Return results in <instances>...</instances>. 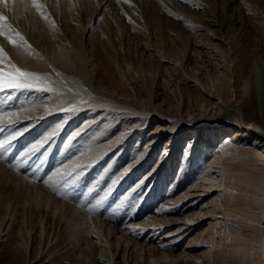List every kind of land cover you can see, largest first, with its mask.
I'll use <instances>...</instances> for the list:
<instances>
[{"label":"rangeland","instance_id":"374dc122","mask_svg":"<svg viewBox=\"0 0 264 264\" xmlns=\"http://www.w3.org/2000/svg\"><path fill=\"white\" fill-rule=\"evenodd\" d=\"M40 2L55 25L49 33L57 40H42L45 31L40 15L25 5L27 0L9 4L1 16L11 26V35L24 37L31 63L38 60L43 69L49 67L53 53L59 55L55 44L70 51L72 58L85 55L87 74L112 107H104L96 116L89 113L90 117L81 112L74 121L70 116L79 113L77 109L48 116L35 107L39 101L42 107L52 103L47 92H0V111L17 110L27 102L36 109L34 120L15 118L13 127L0 132L2 139L26 129L0 154V264H31L33 258L36 264H109L114 253L110 243L123 223L134 224L124 232L131 242L147 235L163 252L185 255L186 264L192 255L204 257L206 264H246L227 248L235 241L219 233L213 238V230L191 241L173 224L175 217L218 209L204 207L216 194L205 197V190L190 188L200 185L209 173L213 154H218L223 140L235 138L247 122L264 126L260 107L264 108V0H113L114 6L107 3L98 10L94 0ZM0 47L23 70L11 56L9 45L0 41ZM65 87L64 83L62 91ZM45 99L49 102L44 104ZM151 106L161 107L164 117L147 120V127L137 130L129 142L125 136L119 137L125 141L116 139L113 133H131L129 127L144 121L137 112L149 111ZM179 106L199 121L170 159L172 153L166 158L167 141L159 139L153 144L160 133L154 130L173 121ZM236 109L243 118L237 117ZM217 120L221 127L215 125ZM57 126V135L44 148L21 161L28 147ZM238 138L233 140L244 150H257L254 135ZM111 139L123 143L116 147ZM108 143L111 148L105 150ZM94 148L99 159L90 161ZM73 161L89 165L86 175L57 190L63 176L58 170ZM113 179L117 181L111 185L113 192L97 205ZM43 180L49 183L38 182ZM28 184L31 190L26 189ZM6 185L15 194L19 186L17 204L3 200L1 189ZM193 193L202 197H188ZM2 223H10L6 235ZM210 247L213 253L205 257ZM140 254L135 252V257ZM172 260L168 264L177 263Z\"/></svg>","mask_w":264,"mask_h":264},{"label":"bare ground","instance_id":"6f19581e","mask_svg":"<svg viewBox=\"0 0 264 264\" xmlns=\"http://www.w3.org/2000/svg\"><path fill=\"white\" fill-rule=\"evenodd\" d=\"M94 1L97 3L96 10H98L99 8L103 9L107 3L111 4V2H113V0H94ZM8 5L9 4H6V5L0 4V7L6 8ZM109 6L107 7L109 9L110 8L112 9V7H109ZM39 17H40L39 22L42 25V29H44L45 31L43 32L44 34L42 33V40H45L46 43H50L49 40H53V41L57 40V38L53 37V35L49 33L48 29H52V26H51L52 23L49 21L50 19L46 21L41 16ZM2 26L4 27L5 31L8 30L7 24L3 22L0 16V27ZM0 41H3L9 45L11 56L15 59V61L24 71H30V72L39 74L41 76L47 75L49 77V80L63 82L67 84L68 87L73 88L74 92L76 93L75 96H73L70 93H67L66 91L67 87H65V89L63 90L64 95L62 98H58V96L48 93V97H51V99L53 100H52V103L46 104L45 106H47L50 110L56 109V111H49L46 113V115L49 116L51 114H54L55 116V114L59 111V109L71 103H74L76 101H81V103H79L77 110H76L77 112L78 111L80 112L79 113L75 112L73 116L72 115L70 116V118H73V120L75 121L78 119V118L75 119V116L81 115V112L82 114H85V117H90L89 115L92 113H93V116H96V113L101 114V111L104 107L111 106L110 100L105 99L104 97L100 96L101 93L98 91V89H96L94 82L90 79L89 74H87L88 71L85 70L84 66L85 64L88 66L89 62L86 63L85 61L86 59L84 60L85 55L84 56L81 55L82 57H80L79 55H75L71 51L74 54V57L72 58L70 56V51H68L67 49H64L62 46H59L58 44H55L53 48H55V51H57L59 55L53 53L52 55L53 59L51 60L52 62L48 63L49 67H46V69H43L45 68V66H43L42 64H39L38 60H34L35 63L33 62V64L31 63L30 54H29L30 51L28 50V45L25 44L23 47L20 44L18 39H16V43H17L16 47H13L12 45H10L4 37H0ZM81 51L82 50L79 49L80 54L82 53ZM5 66L7 67V64H5ZM73 74L76 77L73 76ZM58 84H57V87H58ZM99 90L101 89L99 88ZM257 90H259L258 87H257ZM24 91L26 90L17 91L16 94L18 95V93H22ZM31 91L36 92V90H31ZM39 93L41 92L39 91ZM219 95H221V93ZM21 98L25 99L24 97H21ZM259 100L261 101L262 99H259ZM252 101L250 100V102ZM20 102H22V99L20 100ZM41 102L44 103V102H49V101L45 99ZM31 105L32 104L28 102L25 104H22V106L19 105L18 109L25 108V109H30V110L20 112L18 119H22V118L29 119V121L35 119L36 115L34 114V111L36 109L33 110L32 108L34 107L35 104L32 106ZM40 105L41 104L39 101V103H36L35 107L40 108V110H43L44 112L45 106L42 107ZM111 107H109L108 109L112 111ZM151 107L153 108L149 111L140 109L137 112V115L142 116V120L144 121L137 122L133 127H129V128H132L131 133L129 132L126 133L125 130L123 131V133L122 132L113 133L114 135L118 136L116 137V139H119V140L123 139L125 141L126 139L125 137H127V140L129 142L131 140V136L134 133H137V130L139 131L141 127L143 126L147 127V124H148L147 120H150L151 118L152 120H155V119H160L162 116L164 117L165 111H163L161 107H158V106H151ZM260 107L264 109L262 105ZM121 108H124V107H121ZM262 109H260L259 111L261 112V115L263 114ZM257 111H258V108H257ZM236 114L238 118H243L244 114H242L240 109H236ZM174 115H175V118L173 119V121L169 122L162 128H159V129L157 128V130H154L155 132H159L160 130V133L158 137L155 139L153 144L155 145L159 141V139H163L162 140L163 142L167 141L166 143L169 144L170 146H167L168 148H166V158L170 155V153H172L170 155V159H172L173 155L175 154L174 148L177 149L179 144L182 141L184 142V139L186 138V136L189 133H191V131L196 129L197 126L195 125L199 121V119H195L193 117V114H189L181 106H179L174 111ZM185 115H187V117H184ZM188 116L191 118H189ZM99 117L100 116H98V118ZM244 123H245V119H244ZM86 125L88 124L86 123ZM215 125L217 127H221V123L220 122L218 123V120L215 121ZM198 126H200V123L198 124ZM124 128L125 127L123 126V129ZM249 134L254 135L255 140H256L254 145H256L257 150H255L252 153H249L248 151L244 150V147L242 145H239V142L235 143L234 142L235 140H233L239 137L237 139V141H239L241 140L240 137H242L243 135H249ZM98 135L101 139L102 134L98 132ZM208 135H209V138L211 137V139L215 138L213 137L212 134H208ZM120 136H125V137L119 138ZM196 137L197 136H194L192 138V139L195 138L193 142H195ZM114 139L113 140L111 139L110 141L115 142L116 140ZM222 142L224 144L221 145V149L220 151H218V154L217 153L213 154L214 159L209 164V173L204 175L202 182H200L201 183L200 185L198 184V186H195L194 188H190L191 191L195 190V192L205 190L204 192H207L206 196L204 195L205 197H213L216 194L212 200L207 202L206 206L204 205V207L208 208L209 206H212V207L214 206L218 209H216V211L215 209H212V210L205 209V211H201L198 213L185 214L184 216L178 217V218L175 217L176 220L174 224L172 222L174 219L170 221L172 222L173 225L178 226L179 230L185 233L184 236H186V238L190 239L191 241L199 240L200 238L205 236L208 231L212 232L213 230V235H212L213 238L214 237L216 238V235H218L219 233L221 234V236L224 237L225 240L235 241V244H232L231 246L227 245V248L228 250L231 251L232 256H234L236 259L246 264H253V263L264 264V126L263 127L258 126L252 121L247 122L245 123V129L236 131L235 138H232V139L226 138ZM109 143L105 145V150L106 148L108 149L111 148L110 145L112 144L110 143L109 145ZM121 143H123V141H117L115 142V146L117 147ZM96 152H97V148H94L91 152V155L89 156H94ZM164 160L165 159L162 158L163 162ZM29 186L31 185L28 184L26 189L31 190ZM12 189L14 188L10 187L9 185L4 186L1 189V191H3L1 195H4V197L2 198L3 200H6L8 203L17 204L20 201L18 198L19 186L15 188L17 192L16 194L13 192ZM198 195L202 197L201 194H198ZM198 195H196V193H193L191 195H188V197L197 198ZM125 224L126 223H123L122 227L119 229H116V226H115V229L117 230V232H115L113 235V238H115V240L110 243V249H113L114 253L112 254L113 257L111 256L112 261H110L111 263L109 264H137L138 261H135V260H138L139 257H141L139 258V264H168V261L170 260V258H172L174 261L177 262L175 264H186L184 263V260H183L185 255L172 256V255L167 254L166 252H163L161 250V247L160 249L158 248L159 245L157 246L154 245L155 239H152V241H148L150 240L151 237H147V235L145 237L142 236V237L135 238L137 240H134V242H131L132 240L129 239L130 236L128 237V234L124 232L126 229L134 226V224L129 223L128 226L127 224L126 225ZM206 224H207V227L205 226ZM3 226H4V231L6 232L5 233L6 235L8 228L10 226V223H5V224L2 223L1 227ZM152 226L148 227L147 229L149 228L151 229ZM204 226L206 228H204ZM159 228H162V227H159ZM127 231L128 230H126V232ZM136 241L137 243H135ZM214 245H215V242H213L211 247H213ZM211 247L210 249H208L207 252H205L206 253L205 257H209L211 253H213L214 249H212ZM139 251L141 254L136 258L135 252H139ZM204 259L205 258L202 256L200 257L197 255L196 256L192 255L190 257L191 262H188V264H206ZM36 262H37L36 258H33L31 264H36Z\"/></svg>","mask_w":264,"mask_h":264},{"label":"snow or ice","instance_id":"6c2138e0","mask_svg":"<svg viewBox=\"0 0 264 264\" xmlns=\"http://www.w3.org/2000/svg\"><path fill=\"white\" fill-rule=\"evenodd\" d=\"M21 2L24 3V0H21ZM0 4L16 5L17 0H0ZM25 5L30 6L31 10H34L35 13L39 14L44 20H49V17L45 12V6L43 3L40 2V0H27V3ZM0 9H3V11H0V16H4L5 12L7 11V8L0 7ZM6 19L7 16H5V21ZM51 26L55 28L54 24H51ZM12 31L13 30L11 29V26H8L7 31H5L4 27L2 26L0 27V37H4L10 45L16 47L17 43L16 39L11 35ZM15 37L18 38L21 45L26 44L24 37L21 36L19 33H15ZM28 50L30 51V46H28ZM5 64H7V67H5ZM58 83H60V87H57ZM63 87V82L51 81L49 80V77L47 75L41 76L30 71L21 70L19 67L13 64L11 60H9L3 48L0 47V92L36 90L51 93L53 95L58 96V98H62L64 95V91H62ZM66 91L67 93H70L73 96L76 95L73 88L71 87H67ZM79 103H81V101H76L59 109V111L71 113L77 109ZM28 110L30 109L20 108L13 111H0V132H3L6 127H13L15 123V118H18L19 113ZM44 110L46 112L56 111V109L50 110L47 106H45ZM25 130L26 129H21L19 131L12 132L0 139V154H2L4 150L9 147L12 143H14L17 138L23 134V131ZM58 131L59 126L53 129L47 135H45L41 140H39V142H36L30 147H28L27 150L23 153L21 161L24 158L31 156L34 153L39 152L42 148H44L52 140V138L57 135ZM89 159L90 161L98 160L99 154H95V156H90ZM88 166L89 165L79 163L78 161H73L71 165H63L61 169L58 170V174L63 173V176L61 177L62 183L58 185L57 190L66 188L70 183L76 181L77 178H82L84 175H86L85 168ZM92 166H94V164ZM36 171H38V167H36ZM64 177H67V179H65ZM38 182H43L45 184L49 183L48 180ZM116 183L117 181L115 179L111 181V184L97 200V205H99L101 201L106 199L113 192V188L111 187V185H115Z\"/></svg>","mask_w":264,"mask_h":264}]
</instances>
